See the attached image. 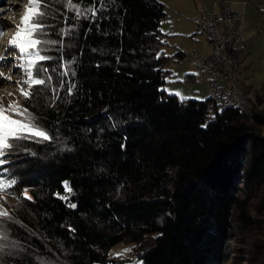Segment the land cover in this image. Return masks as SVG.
I'll use <instances>...</instances> for the list:
<instances>
[{"label": "trees", "instance_id": "16d2710c", "mask_svg": "<svg viewBox=\"0 0 264 264\" xmlns=\"http://www.w3.org/2000/svg\"><path fill=\"white\" fill-rule=\"evenodd\" d=\"M102 2L77 19L47 0L53 79L21 105L50 139L18 141L0 166L16 180L0 264H264L263 112L167 94L165 6ZM248 90L264 104V85ZM117 244L132 258L109 257Z\"/></svg>", "mask_w": 264, "mask_h": 264}, {"label": "rangeland", "instance_id": "374dc122", "mask_svg": "<svg viewBox=\"0 0 264 264\" xmlns=\"http://www.w3.org/2000/svg\"><path fill=\"white\" fill-rule=\"evenodd\" d=\"M228 1L231 3L232 8L237 9L243 14V29L249 39V46L247 52L244 54L245 59L242 64L243 72L241 79L247 86V90L249 87L252 90H259L264 85V18L259 16L254 5L264 3V0H247L245 5L241 3L244 0ZM160 2L165 6L166 14L160 29L162 32L168 33L167 44L162 48V51L166 55H173L175 52L173 50L174 45L178 44L179 48H182L183 52L187 54L181 60L171 58L167 62L165 70L169 71L170 74L166 78V83L162 89L167 94L179 92L191 100L203 101L207 99L206 81L191 66L189 55L194 49L205 55L209 51V48L206 45L205 37L197 32L192 19L201 16L207 11L216 10V0H160ZM28 4L29 0H3L0 5V55L7 56L5 61L0 62V73L4 74L3 77H0V102L5 107L10 102L15 101L22 108L21 103L24 96L20 94L17 86V81H20L22 78L21 71L19 68L14 67L17 64L18 50L9 48V41L16 34L17 27L20 25V20L24 16ZM194 40L198 41L195 42ZM13 72L15 74L11 75ZM187 74H192V81L186 79ZM9 75H11L10 80L6 78ZM5 81L8 82L5 83ZM24 87L27 90V86L25 85ZM248 91L250 92V90ZM9 93L12 95L10 96ZM250 93L253 95V92ZM175 96L181 100L179 96ZM252 106L257 111L263 112L264 115V104L260 106L252 104ZM17 118L26 119L23 117ZM230 245L232 249L239 248L234 242H231ZM233 255L226 264H234ZM108 256L131 259L132 246L117 244L110 248ZM126 264L134 263L127 262Z\"/></svg>", "mask_w": 264, "mask_h": 264}, {"label": "snow or ice", "instance_id": "6c2138e0", "mask_svg": "<svg viewBox=\"0 0 264 264\" xmlns=\"http://www.w3.org/2000/svg\"><path fill=\"white\" fill-rule=\"evenodd\" d=\"M62 2L67 11H72L77 19L84 17L88 18L89 14L91 18H95L97 14L96 4L99 2L100 7H103L102 0H93V4L88 7H81L82 0H58ZM47 7V0H29V4L26 8L24 16L20 20V25L17 27L16 34L9 41V48H15L17 51V67L21 71V80L17 81V86L20 90V94L24 96L25 101H30L34 98V92L38 94L42 87L51 85L53 77L49 74V68L45 66L43 62L52 59L50 56H46L43 53L48 51L45 45H55L57 41L50 39H44L47 35L43 29L46 25L43 23V18L47 15L44 9ZM67 34L66 29L62 30ZM62 44V42H61ZM11 54V53H9ZM7 59L6 55H0V62ZM10 63V62H9ZM6 66V65H5ZM67 68V65H64ZM51 71H56L52 69ZM15 72L11 73L14 75ZM11 75L6 77L11 79ZM62 76H68L69 72L64 71ZM72 75H75L73 72ZM4 74L0 73V77ZM27 86L25 90L24 86ZM61 82L58 87H63ZM76 85H68V93L71 95L72 90ZM56 91V89H54ZM175 94L181 98V100L190 99L184 97L181 93L175 92ZM11 96L12 94L9 93ZM17 117H23L26 119H18ZM201 127H207V125H201ZM50 137L46 131L43 130V126L40 125L37 118L29 111L28 107L21 108L15 101L10 102L5 107L0 102V166H3L8 161L4 159L10 155V149L18 146V141L30 140L34 142H43L49 140ZM7 171V170H5ZM16 184V180L10 176L3 178V174L0 173V193L5 192L7 188H11ZM65 191H70L68 182H64ZM25 196L27 197V190H25ZM30 199V197H27ZM61 199H67V197L59 196ZM69 207L75 208V204H69ZM0 216H7V213L0 210ZM0 240H7V235L0 231ZM3 245H0L2 248ZM127 251V250H125Z\"/></svg>", "mask_w": 264, "mask_h": 264}, {"label": "built area", "instance_id": "2783aa9c", "mask_svg": "<svg viewBox=\"0 0 264 264\" xmlns=\"http://www.w3.org/2000/svg\"><path fill=\"white\" fill-rule=\"evenodd\" d=\"M241 3L245 5L247 0ZM216 5V10L192 19L197 32L207 40L211 52L205 56L197 49L192 50L189 55L191 66L206 79L209 99L213 103H225L239 111H247L257 102L241 80V55L249 46L243 29V14L233 10L228 0H216ZM254 6L259 16L264 18V3Z\"/></svg>", "mask_w": 264, "mask_h": 264}, {"label": "crops", "instance_id": "0c3cea01", "mask_svg": "<svg viewBox=\"0 0 264 264\" xmlns=\"http://www.w3.org/2000/svg\"><path fill=\"white\" fill-rule=\"evenodd\" d=\"M216 4V3H215ZM216 7H217V5H216ZM233 10H235V11H238L237 9H235V8H232ZM240 12V11H239ZM162 33H164V34H166V35H168V33L167 32H162ZM195 42H197L198 40H194ZM205 41H206V45L208 46V48H209V51L205 54V56L206 55H208L210 52H211V48H210V46H209V44H208V42H207V40L205 39ZM248 49V48H247ZM175 52H174V54L175 53H179L178 54V60H181V59H183L187 54H185L184 52H183V50H182V48H179V46H178V44H175L174 45V49H173ZM247 52V50L241 55L242 56V60L244 61V59H245V56H244V54ZM242 72H243V70H242ZM187 75H190V76H188V77H186V79L188 80V81H192L193 80V77L191 76L192 74H187ZM241 76H242V73H241ZM242 80V79H241ZM205 81H206V79H205ZM243 81V80H242ZM206 85H207V95H206V98H208L209 96H208V84H207V81H206Z\"/></svg>", "mask_w": 264, "mask_h": 264}, {"label": "bare ground", "instance_id": "6f19581e", "mask_svg": "<svg viewBox=\"0 0 264 264\" xmlns=\"http://www.w3.org/2000/svg\"><path fill=\"white\" fill-rule=\"evenodd\" d=\"M2 1H3V0H0V5H1ZM4 2H5V1H4ZM6 82H8V81H5V83H6Z\"/></svg>", "mask_w": 264, "mask_h": 264}]
</instances>
